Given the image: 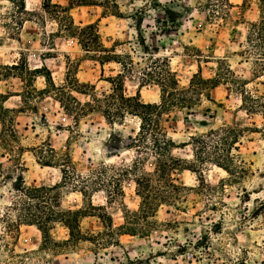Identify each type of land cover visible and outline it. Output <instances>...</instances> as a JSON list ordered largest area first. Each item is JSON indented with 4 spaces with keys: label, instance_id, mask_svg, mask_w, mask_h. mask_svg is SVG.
<instances>
[{
    "label": "rangeland",
    "instance_id": "obj_1",
    "mask_svg": "<svg viewBox=\"0 0 264 264\" xmlns=\"http://www.w3.org/2000/svg\"><path fill=\"white\" fill-rule=\"evenodd\" d=\"M52 1H73L76 24L95 23L108 56L120 62L103 59L102 67L95 52L57 36L59 25L44 12L43 0H26L36 14L22 20L15 5L0 0V264H264V0ZM155 58L162 68L169 64L180 87H188L200 67L205 78L219 73L225 84L212 91L217 103L203 95L192 109L172 110L170 121L164 122L176 144L172 154L184 163L172 172L175 187H167L168 201L155 203L148 231L124 234L119 245L96 252L86 242L71 248L45 244L36 226L9 225L6 215L15 221L16 212L7 206L17 198L15 187L22 180L35 187L62 185L57 165L38 162L55 159L57 164L56 157L68 160L69 171L85 177L88 186H97L91 193L95 209L80 191L60 187L63 211L90 212L81 220L83 231L104 229L98 217L102 208L115 226L125 223L124 206L139 210L135 179L153 176L155 162L149 149L126 147L132 143L129 137L138 134L139 119L128 115L121 124H109L99 113L79 117L52 95L67 98V83L76 76L87 92H92L90 84L95 94H108L123 80L126 94L140 90L146 102H158L161 92L155 82L140 87V79L147 81L154 70ZM18 62L19 69L8 67ZM25 67L49 70L56 89L41 92L45 79ZM246 91L254 103L243 105ZM73 94L82 102L90 98ZM245 106L256 110L247 112ZM223 126L242 130L239 150L226 146L221 132L213 137L217 149L203 146L212 161L205 157L193 166L192 137ZM118 144L124 148L113 149ZM224 149L236 156L231 172L214 163ZM125 167L133 169L121 178ZM120 178L124 195L112 197ZM75 179L80 183L81 178ZM52 234L57 242L68 239L67 222H57Z\"/></svg>",
    "mask_w": 264,
    "mask_h": 264
},
{
    "label": "trees",
    "instance_id": "obj_2",
    "mask_svg": "<svg viewBox=\"0 0 264 264\" xmlns=\"http://www.w3.org/2000/svg\"><path fill=\"white\" fill-rule=\"evenodd\" d=\"M13 5L16 6V12L20 13L19 19H24L26 16H33L34 12H30L26 6V0H9ZM78 5H89L85 0H77ZM75 3L71 1L68 5L60 3H54L52 0H43L42 8L44 12L53 18L59 25V29L55 34L59 37H69L75 39L77 43L87 52H95L99 57V62L103 67V59H109L108 61L120 62L114 58L117 56H108L110 50L104 46L99 30L95 23L86 25L76 24L75 19L72 15V10ZM117 15L116 13H113ZM3 14L0 13V18ZM20 20V21H21ZM19 23V22H18ZM264 25V18L262 23ZM22 22H20L18 29L21 28ZM258 25H256L257 27ZM149 53V52H148ZM104 55L103 56H101ZM107 55V56H105ZM222 60V59H219ZM155 68L147 73L146 79H140V87L142 88L146 83L155 82L160 88V101L158 102H146L142 96L140 90L135 95L126 94L124 91L123 80L117 82L112 87L110 93H101L100 95L95 94V87L86 84L92 89V92H87L80 87V82L75 76V80L67 83L70 92L67 94L52 95L60 105L71 112H74L79 117L87 116L91 113H99L109 124L123 123L126 117L133 116L137 117L140 121L139 131L136 137L130 136L132 143L126 144L128 148L138 149H149L153 155L154 171L153 176H141L136 178V194L140 197V207L137 211H131L127 206L123 208V215L125 223L119 226H115L111 216L105 211L104 214H99L98 217L102 220L104 229L98 232L83 231L81 228V220L88 216L89 211L82 208L77 210H62V203L60 197V187H67L80 191L84 198H89V204L91 208H97L92 202V192L98 191L97 186H88V182H85V177L79 173H71L69 171L68 160L58 159L57 152L51 146L49 147L50 152L57 159V164L54 160H45L38 162L44 166H55L57 165L62 172L61 184H56L51 187H35L27 185L23 180L19 185H16L15 191L18 194L17 198L11 199L10 204L7 206L8 211L16 212V220L13 221L9 215H6V221L9 225H14L19 222L20 224L34 225L42 233L43 241L45 244H65L67 247H76L77 245L86 242L90 244L94 251H99L103 247L116 246L120 244V236L124 234L137 235L145 233L151 227V218L155 215V203L168 201L169 194L167 193V187H175L172 184V172L182 168L183 161L172 154L173 148L176 147L175 141L169 136L167 127L164 122L170 121V112L178 107L192 109L197 101H201V97L205 95L211 102L217 103L215 98L212 97V91L219 87L223 83V77L220 74L213 78H205L202 74L201 67L197 73H195L190 79L188 87H180L179 81L176 78V73L170 68L169 64L167 68H162L160 64V58H155ZM11 69H19L20 63L8 66ZM28 67V66H27ZM25 69H29L26 68ZM42 69V68H41ZM230 69V68H229ZM130 70V69H129ZM32 73L34 72L38 76H42L45 79L46 87L41 90L44 94H50V89L55 90L56 85L53 81L52 74L46 69V73L41 70L29 69ZM231 72V69L229 70ZM122 74L119 73L117 78H121ZM61 87H64L63 85ZM58 89L60 86L57 87ZM66 88V89H67ZM65 90V89H64ZM73 91L90 96V98L84 102L78 99ZM243 96V105L254 103V98L249 92ZM242 105V106H243ZM2 109L4 105L1 106ZM256 106L246 107L247 112L253 113ZM168 115V116H167ZM0 122L3 124L2 116L0 114ZM225 132L223 136V143L229 148L239 150L237 144L240 142V136L242 130L229 126H223L218 129H212L205 135L192 137L193 139V155L194 158L191 164L195 166V163L201 161L205 157L211 159V152L204 148V145L213 146V137ZM232 136V140L229 141V137ZM112 137H116L115 134ZM120 139V138H119ZM191 144V143H189ZM200 145V146H199ZM113 149L121 150L124 148L118 144L113 146ZM217 149L219 146H213ZM219 149V148H218ZM201 150V151H200ZM235 155L232 151L218 152L217 158L214 163L231 172L233 168H236ZM40 159V158H39ZM212 161V159H211ZM60 162V163H59ZM67 163V164H66ZM134 166L136 170L139 167L137 161ZM193 166H185V169L194 171ZM1 167V165H0ZM188 167V168H187ZM133 169V167L131 168ZM125 167L122 169L121 178L128 177L130 170ZM76 177L81 178L80 183L76 182ZM121 178L116 182L118 185L117 191L111 193L112 197L124 195V191L121 188ZM94 215V214H92ZM67 222L69 229V238L63 241H56L52 230L55 228L57 222ZM143 223L144 226H141ZM141 229V230H138Z\"/></svg>",
    "mask_w": 264,
    "mask_h": 264
}]
</instances>
